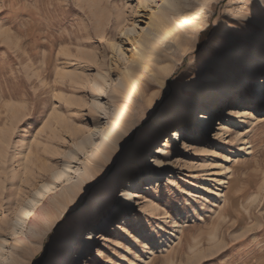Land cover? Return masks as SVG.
I'll use <instances>...</instances> for the list:
<instances>
[{
	"label": "rangeland",
	"instance_id": "1",
	"mask_svg": "<svg viewBox=\"0 0 264 264\" xmlns=\"http://www.w3.org/2000/svg\"><path fill=\"white\" fill-rule=\"evenodd\" d=\"M189 2L206 12L205 25L183 31V22L178 23L189 43L182 53L173 39L163 43L167 56L160 65L172 64L165 86L149 76L148 95L130 129L116 150L106 152L113 156L106 170L101 171L99 158L87 176L103 183L119 173V182L108 186V194L102 185L98 195L103 198L92 203L80 220L83 226L65 245L76 222L71 215L91 188L38 243L27 233L44 215L50 191L38 195L23 223L19 210L38 185L53 180L52 171L62 172L75 160L65 156L74 142L86 134L99 137L113 125L129 87L124 53L135 51L125 46L120 51L121 28L137 22L140 29H153L162 0H15L17 10L0 12V244L7 247L27 236V249L18 248L17 261L264 264V66L235 96L215 103L204 99L209 84L226 81L224 60L235 52L252 56L259 41L264 52V0ZM95 80L106 88L100 105H95ZM257 81L262 83L259 99ZM179 103L189 112L154 125L159 110ZM205 111L213 112L207 128L199 122ZM178 127L184 136L174 143ZM154 156L167 167L150 164ZM159 170H166L161 182L168 175L160 190L134 196L143 194L142 187ZM132 182L139 184L130 187ZM126 189L131 197L123 196ZM125 200L131 201L128 211L118 212L112 223L124 214L131 219L125 229L113 231L105 220ZM86 238L91 244L85 251Z\"/></svg>",
	"mask_w": 264,
	"mask_h": 264
},
{
	"label": "bare ground",
	"instance_id": "2",
	"mask_svg": "<svg viewBox=\"0 0 264 264\" xmlns=\"http://www.w3.org/2000/svg\"><path fill=\"white\" fill-rule=\"evenodd\" d=\"M191 5L192 4L190 2L188 3V0H162V3L156 11L154 19L151 22L153 29H146L144 27L140 29L137 22L121 28V37L123 39L122 43H119L120 51H124L123 46L135 51L131 54H126V52L124 53L128 56L126 73L129 76V87L126 95L120 102V106L117 107L115 112L116 119L113 125L106 127L101 132L99 137L86 134L82 136L80 140L74 142V148L69 149L65 153V156H70L75 160L68 164L62 172H58L57 170L52 171L53 180L50 183H41L38 185L33 191L34 197L32 200L24 203L20 208L18 213V222L23 223L26 219L32 216L34 212L33 207H35L38 202V195L40 193L44 195L47 191H50L47 196V204L45 203L46 208L44 209L45 211H43L44 215L37 218V222L27 233V236H29L32 240L38 243L41 235L49 229L52 224L58 221L60 216L65 213L66 210L73 207L75 202L88 188H91L89 192L91 194L88 199L79 206L78 210L74 214L71 215L76 219V222L72 225L70 232H68L67 238L64 239L63 245L69 243L75 235V230H78V228L82 225L80 224V220L84 216L85 212L87 210L89 211L92 203L103 198V195H98L102 185L104 186V193L108 194V186L114 185V182H119V173L110 175L103 183L97 182L94 178H89L87 176L92 165L99 158H101V171L104 172V170H106L107 165L113 158V156L106 154V152L110 149L116 150L122 142L124 133L130 129L132 120L137 115L144 99L148 95L150 88L149 76L156 80H161L162 84L165 86L164 79H166V77L170 74L172 64L169 63L168 65H160L162 62L160 59L167 56L163 43H167L169 38L173 39L177 43L180 53H182L187 49L189 44L187 41H183V31H187V29L190 31L195 30L205 25L206 12L201 9H195L194 6ZM178 23L183 24V31L178 27ZM261 46L262 43L259 41L258 47L253 52L252 56L244 57L235 52L233 59L230 58L228 60H224L222 67L226 72L224 75V77H226V81L220 82V84H215L214 82L209 84L204 99L210 98L215 103L222 99L235 96V92L238 90L237 88L239 86L245 87L249 83V79H251V77L255 74V71L264 66V52L262 51ZM167 59L169 58L167 57ZM167 59L165 61H167ZM100 76L105 78L103 75ZM207 78H211V76H207ZM261 84V82L257 81L255 93L257 94L256 96L258 99L261 98L262 94L260 90ZM93 88L96 94L95 105H100L101 102L99 97L105 92L106 88L98 80L93 82ZM189 110L190 109H188L184 103H179L173 108L159 110L153 116L152 121L156 127H159L160 124L163 123V117L178 120L184 115V113L189 112ZM199 116V122L202 123L203 128H207L213 119V112H201ZM241 121L243 120L241 119ZM204 131L205 130H203L202 133ZM183 136L184 132L182 128L178 127L172 135V140L174 143H177L178 141L180 142L181 137ZM77 148L81 150L80 153L77 152ZM164 149L165 148L162 147L159 149V152ZM149 162L150 164L156 162L159 165L167 167V164L160 160L159 156H154L153 160ZM41 169L44 170L46 168ZM227 169H229V167ZM165 172L166 170H159L158 174L155 175L156 179L142 187V189L145 188L143 194H135L134 196L146 198L147 194L152 193L153 191H159L168 176L167 175L161 182L160 178L165 174ZM219 181L221 180L219 179ZM138 184L139 182H132L129 186L134 187ZM215 193L218 195L221 194L217 191ZM66 195H69V199L63 202L61 199H63ZM123 196L125 198L131 197L127 189L124 191ZM96 205L97 203L95 206ZM130 205L131 201L125 200L119 208L114 209L110 213L111 215L109 220L107 219L106 221L103 219L105 220V224L110 222L111 224H109V228L113 227V231H116L117 229H125V224H129V220L131 219V217H129L130 215L124 214V217L119 218L118 221H115L114 223H112V220L118 212L122 213L128 211ZM122 219L123 221L120 222ZM91 233L92 232H87L86 236H90ZM26 237L17 238L18 240L16 243L10 244L7 247L0 244V264H22V262L17 261L16 256L18 255L19 247H21V252L27 249ZM90 244L91 242L88 238H86L82 249L86 251Z\"/></svg>",
	"mask_w": 264,
	"mask_h": 264
},
{
	"label": "clouds",
	"instance_id": "3",
	"mask_svg": "<svg viewBox=\"0 0 264 264\" xmlns=\"http://www.w3.org/2000/svg\"><path fill=\"white\" fill-rule=\"evenodd\" d=\"M22 3H27V0H21ZM15 3V0H8V2H6V0H0V12L5 11L6 9L8 10H17L13 8V4ZM21 11H27L28 9L24 8V9H19Z\"/></svg>",
	"mask_w": 264,
	"mask_h": 264
},
{
	"label": "trees",
	"instance_id": "4",
	"mask_svg": "<svg viewBox=\"0 0 264 264\" xmlns=\"http://www.w3.org/2000/svg\"><path fill=\"white\" fill-rule=\"evenodd\" d=\"M182 63V62H181Z\"/></svg>",
	"mask_w": 264,
	"mask_h": 264
}]
</instances>
